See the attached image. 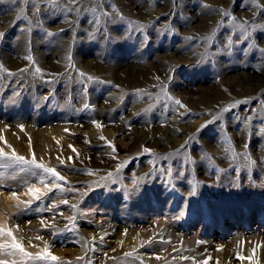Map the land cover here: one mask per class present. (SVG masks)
I'll return each instance as SVG.
<instances>
[{"label": "rangeland", "instance_id": "obj_1", "mask_svg": "<svg viewBox=\"0 0 264 264\" xmlns=\"http://www.w3.org/2000/svg\"><path fill=\"white\" fill-rule=\"evenodd\" d=\"M0 85V260L264 264V0H0Z\"/></svg>", "mask_w": 264, "mask_h": 264}, {"label": "snow or ice", "instance_id": "obj_2", "mask_svg": "<svg viewBox=\"0 0 264 264\" xmlns=\"http://www.w3.org/2000/svg\"><path fill=\"white\" fill-rule=\"evenodd\" d=\"M37 72L40 71L39 68L36 69ZM177 104H179L180 102L179 101H176ZM87 107V106H86ZM145 151H150L149 149H145ZM0 157H5V154L3 153L2 150H0ZM7 159H10L12 161H14L16 164H21L24 166V170L26 171H31L32 168H35V169H42L45 173H48V174H51V176L53 178H55V180L57 181H63L64 180V177L60 176L59 173H57L55 171V169L53 168H48L46 167L45 165L43 164H37L35 162V158L33 156V160L31 162V164L28 163V161L26 160L25 157L23 156H17L15 154V151L13 150V153H12V156L11 157H6ZM41 183H44L43 181H41ZM55 187H59V185H54ZM45 188L48 190V191H51L52 189L48 187V185L45 183ZM28 192L34 197V199L36 200H40L42 198L43 195H46V193H42L41 190L39 188H32V187H29L28 188ZM15 195V194H13ZM27 203H31V201L27 202ZM65 203H67V201H65ZM0 235H6L10 238V243L8 244H0V248H11V249H15L17 250L20 254H22L23 256H30L29 253H27L24 248L22 247V245L17 242L16 240V237L13 235L12 231L11 230H6L5 228L3 227H0ZM9 254H12V253H9ZM51 259L54 261L56 260V257H51ZM0 264H7V261H3V260H0Z\"/></svg>", "mask_w": 264, "mask_h": 264}, {"label": "bare ground", "instance_id": "obj_3", "mask_svg": "<svg viewBox=\"0 0 264 264\" xmlns=\"http://www.w3.org/2000/svg\"><path fill=\"white\" fill-rule=\"evenodd\" d=\"M214 10V9H213ZM216 10V9H215ZM156 11V13L157 14H160V11L158 12L157 10H155ZM155 13V14H156ZM148 16V15H147ZM134 17V16H133ZM135 18V17H134ZM129 20V19H128ZM136 22V21H135ZM131 23H132V20H131ZM134 23V22H133ZM128 31H129V27H128ZM229 71V68H227V69H224V73H227ZM34 80V79H33ZM47 82V81H46ZM43 85V84H42ZM41 85V86H42ZM44 86V85H43ZM0 87H1V85H0ZM6 87V86H5ZM38 87H39V84H38ZM42 89V88H41ZM1 94V93H0ZM15 94V93H14ZM16 103H18V102H16ZM45 103V102H44ZM12 104V103H11ZM14 104V103H13ZM141 105V104H140ZM12 109V108H11ZM68 111V110H67ZM56 112V111H55ZM104 112V111H103ZM103 112H101V113H103ZM21 115V114H20ZM78 116H79V114H78ZM9 118H12V116H10ZM5 121V120H4ZM12 121V120H11ZM24 121V120H23ZM36 122H38V121H36ZM158 122V121H157ZM158 124V123H157ZM17 125V124H16ZM39 125V124H38ZM128 125V124H127ZM64 126V125H63ZM104 126H106V128H112L117 134H119V133H121L122 132V128H121V126L118 124V123H111V122H106V125H105V123H104ZM126 126V125H125ZM16 127V126H15ZM38 127V126H37ZM5 128V127H4ZM105 128V127H104ZM177 128V127H176ZM175 129V128H174ZM182 129L184 130V132H186L187 131V128L185 127V126H183L182 127ZM77 130H80V129H77ZM86 130V129H85ZM178 130V129H177ZM0 131H1V128H0ZM132 131H133V133H132ZM135 131H136V129H135ZM132 128H130V130L129 131H127V132H129L130 133V136H137V137H139V134H138V132L136 131L135 132ZM171 132L172 133V135H178L179 134V130L178 131H175V130H168L167 131V133L168 132ZM180 131H182V130H180ZM28 132H30V131H28ZM76 132V131H75ZM46 133V132H45ZM56 133H59V129L57 128L56 129V127H53V129L52 130H50L49 132H47L46 133V135H54V136H57L56 135ZM1 134H2V132H1ZM80 134V133H79ZM92 134V133H91ZM94 134V133H93ZM150 135V134H149ZM3 136V135H2ZM30 137H32L33 139H34V136L32 135V134H30L29 135ZM28 136V137H29ZM47 137V136H46ZM246 137H247V135H246ZM49 138H51V136H49ZM67 138V137H66ZM81 138V137H80ZM143 138V137H142ZM1 139V138H0ZM72 139V138H71ZM146 140H148V141H151L152 143H155V144H169L171 147H175V143H178L179 141H181V139L180 138H170V137H166V138H164V137H162L161 136V134L159 135V133H156V135L154 134V136L152 135V138H150V137H148V135L146 136V138H145ZM51 140L52 139H49V141H47V142H44V145H46L47 147L48 146H51L50 144H51ZM140 140V139H139ZM68 140H64V142H67ZM79 142V141H78ZM73 143V142H72ZM75 143V142H74ZM44 147V146H43ZM46 147V148H47ZM45 149V148H44ZM48 151V150H47ZM225 158V157H224ZM53 160V159H52ZM9 207H10V205H9ZM60 218V217H59ZM58 218V219H59Z\"/></svg>", "mask_w": 264, "mask_h": 264}]
</instances>
